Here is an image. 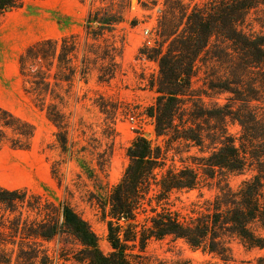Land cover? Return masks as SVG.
I'll return each instance as SVG.
<instances>
[{
    "label": "trees",
    "instance_id": "obj_1",
    "mask_svg": "<svg viewBox=\"0 0 264 264\" xmlns=\"http://www.w3.org/2000/svg\"><path fill=\"white\" fill-rule=\"evenodd\" d=\"M108 1L104 7L91 9L85 21L86 44L94 48L103 40L113 49V54L105 52L104 59L109 57L110 62L100 68L99 78L105 82L115 76L114 59L122 53V47L116 40L109 41L106 34L113 37L115 27L125 21L123 8L119 9L115 0ZM23 3L0 0V13L20 8ZM260 6L264 7V0H210L188 13L179 0H168L156 28L157 45L141 51L159 65V74L151 82L157 96L146 114L153 120L156 136L164 137L165 144L155 145L139 132L127 148L130 161L123 176L106 194L102 193L101 174L108 173L112 143L102 148L96 138L90 148L79 146L80 140L70 137V116L63 110L68 101L55 91L51 81L54 77L55 86L62 88L66 82L70 88L78 72L87 81L90 68L86 59H82L81 67L76 63L79 36L45 38L29 45L19 58L25 90L56 125L62 154L75 160L93 180L111 250H102L98 234L71 205L48 202L44 207L41 197L29 195L28 189L0 185V264H51L43 241L60 234L76 240L78 247L72 257L77 264H186L145 253L151 239L168 237L225 261L233 259L230 243L234 238L248 248H264V36L250 35L239 28L247 13ZM213 40L218 43L215 47H219V41L228 45L224 54L228 75L212 88L231 96L225 104L209 107L192 88V77L197 60ZM243 72L255 73L257 78L244 81ZM98 105L105 111V104ZM229 122L241 126L237 138L229 132ZM110 129L103 134L113 138L115 131ZM34 131L31 122L0 105V149L6 143L29 148ZM184 146L187 152L197 146L207 154L189 153L187 159L197 166H176L175 157L182 155ZM247 169L253 171L252 176L238 188L231 187L228 175ZM218 177L213 197L193 202L188 212L174 208V191L192 190L202 178ZM29 197L37 204H32ZM19 204L25 209L19 211ZM239 264H264V254Z\"/></svg>",
    "mask_w": 264,
    "mask_h": 264
},
{
    "label": "rangeland",
    "instance_id": "obj_2",
    "mask_svg": "<svg viewBox=\"0 0 264 264\" xmlns=\"http://www.w3.org/2000/svg\"><path fill=\"white\" fill-rule=\"evenodd\" d=\"M179 1L189 13L196 7L205 6L210 0ZM114 3L119 9L123 8L125 21L115 27L113 37L107 33L106 38L116 40L118 46L122 47V53L114 59L117 65L115 76L106 82L99 78L100 68L108 65L110 58L104 59L105 52L113 54V49L110 42L103 40L94 48L86 44L85 21L91 9L108 5V0H24L22 7L0 13V105L35 126L29 148H14L6 143L0 149V185L10 189L26 188L29 195L41 197L44 207L48 202L71 205L98 234L104 252H109L111 246L107 240V225L97 203L98 192L94 182L75 160L62 154L56 140V125L35 105L33 95L25 90L19 58L29 45L41 39L72 34L79 36L76 63L81 67L82 59H86L90 68L87 81L81 79L80 72L75 75L70 88L66 82L62 83V88L55 86L54 77L51 81L55 91L68 101L63 110L70 116V137L80 140L79 146L90 148L96 138L102 142V148L106 147L107 142L112 143L108 173L101 174L102 193L106 194L123 176L130 161L127 148L139 132L149 137L155 145L165 144L164 137L156 136L153 120L146 114V108L155 102L157 96L151 82L159 74V65L141 51L157 45L156 28L160 16L168 8V0H115ZM239 28L250 35L264 36V7L250 10ZM146 29L149 34L145 33ZM215 44L218 43L213 40L209 49L197 60L192 77V88L209 107L225 104L231 96L229 92L212 88L213 84L222 80L221 77L228 75L224 57L228 45L220 41L219 47H215ZM217 54L222 57L219 59ZM55 72L54 65L52 74ZM243 74L244 81L257 78L255 73ZM96 100L105 104V111ZM110 126L115 131L113 138L103 134L104 131H112ZM228 130L237 138L241 126L237 122H229ZM82 131L85 133L82 134ZM209 142L207 140L206 144ZM181 149L182 155L175 157L176 166L179 167L184 164L197 166L187 159L189 153L197 156L207 154L200 152L197 146L191 147L189 152L185 146ZM180 158L187 160L186 163ZM252 174L253 171L247 169L240 174L228 175V180L231 187L236 189ZM219 178H202L195 189L174 191L171 195L174 208L188 212L193 202L213 197ZM29 200L37 204L35 198L29 197ZM23 209L19 204L18 210ZM29 213L35 216V213ZM43 244L52 258L51 264H77L72 255L78 244L69 234H60L50 241H43ZM230 245L233 259L229 261L202 249H192L183 240L170 237L151 239L145 253L152 258L183 260L186 264H239L244 260L255 261L264 254V248H248L237 238L232 239Z\"/></svg>",
    "mask_w": 264,
    "mask_h": 264
},
{
    "label": "built area",
    "instance_id": "obj_3",
    "mask_svg": "<svg viewBox=\"0 0 264 264\" xmlns=\"http://www.w3.org/2000/svg\"><path fill=\"white\" fill-rule=\"evenodd\" d=\"M145 33H146V34H149V30H148V29H146V30H145ZM147 43H148V44H150V43H151V41H150V40H148V41H147Z\"/></svg>",
    "mask_w": 264,
    "mask_h": 264
},
{
    "label": "bare ground",
    "instance_id": "obj_4",
    "mask_svg": "<svg viewBox=\"0 0 264 264\" xmlns=\"http://www.w3.org/2000/svg\"><path fill=\"white\" fill-rule=\"evenodd\" d=\"M11 58V57H10ZM10 60V59H9ZM1 62V61H0ZM7 62V61H6ZM2 63V62H1ZM3 64H4V62H3ZM1 67V66H0ZM1 69V68H0Z\"/></svg>",
    "mask_w": 264,
    "mask_h": 264
}]
</instances>
